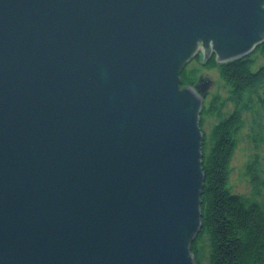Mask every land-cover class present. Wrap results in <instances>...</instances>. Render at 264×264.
Returning <instances> with one entry per match:
<instances>
[{
	"label": "water",
	"instance_id": "1",
	"mask_svg": "<svg viewBox=\"0 0 264 264\" xmlns=\"http://www.w3.org/2000/svg\"><path fill=\"white\" fill-rule=\"evenodd\" d=\"M264 0H0V264H196L212 85Z\"/></svg>",
	"mask_w": 264,
	"mask_h": 264
},
{
	"label": "trees",
	"instance_id": "2",
	"mask_svg": "<svg viewBox=\"0 0 264 264\" xmlns=\"http://www.w3.org/2000/svg\"><path fill=\"white\" fill-rule=\"evenodd\" d=\"M188 63L180 74L181 86H194L199 68L217 69L227 89L226 98L219 94L204 98L200 127L204 118H216L208 138L204 137L202 151L204 184L200 196L202 231L192 243L191 251L196 263L197 241L202 233L209 239L206 264H264V205L258 160L246 165L248 183L253 199L231 193L227 188L230 159L236 147L237 136L244 126L242 115L246 112L264 110V42L248 57L218 64L215 56L202 60L198 55ZM259 62L255 70L251 67ZM232 106L224 113L225 105ZM205 147L207 152L205 153Z\"/></svg>",
	"mask_w": 264,
	"mask_h": 264
},
{
	"label": "rangeland",
	"instance_id": "3",
	"mask_svg": "<svg viewBox=\"0 0 264 264\" xmlns=\"http://www.w3.org/2000/svg\"><path fill=\"white\" fill-rule=\"evenodd\" d=\"M259 64H260L259 62L255 63L251 67V69L255 70ZM189 66H198V65L195 62H190ZM198 68H199V76L203 75L212 81V85L209 88L205 98L209 100V98L215 94H219L222 98H226L227 89L224 87L223 81L219 77L218 70L217 69L204 70L200 67ZM231 110H232V106L229 103H226L224 113L230 112ZM257 111L258 112H246L242 115L244 119V126L240 130L237 136L236 147L230 159V164H229L230 173L227 183V188L231 193L233 194L237 193L245 198H250V199L253 198L251 195V188L248 183L247 175H245L246 165L249 162H252L254 159H257L260 176L264 180V110L259 108ZM216 121H217L216 118H207V117L204 118L202 123V132L205 138H208L211 128L216 123ZM207 150H208L207 147H205V153L207 152ZM203 157H204V153H203ZM202 172H203V168H202ZM262 195H263V199H259V198L256 199L258 201H262L263 202L262 205H264V188L262 189ZM197 238L198 237H196V239ZM197 246H198L197 259L199 261V264H206L208 259V250H209V239L206 233H202L200 235V238L197 241Z\"/></svg>",
	"mask_w": 264,
	"mask_h": 264
},
{
	"label": "bare ground",
	"instance_id": "4",
	"mask_svg": "<svg viewBox=\"0 0 264 264\" xmlns=\"http://www.w3.org/2000/svg\"><path fill=\"white\" fill-rule=\"evenodd\" d=\"M195 58H196V57H195ZM193 59H194V58H193ZM193 59H192V60H193ZM192 60H191V61H192ZM191 61H190V62H191ZM190 62H189V63H190ZM201 231H202V229H201ZM201 231H200V232H201ZM198 235H199V234H198ZM197 237H198V236H197ZM196 264H197V263H196Z\"/></svg>",
	"mask_w": 264,
	"mask_h": 264
}]
</instances>
